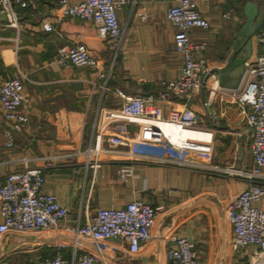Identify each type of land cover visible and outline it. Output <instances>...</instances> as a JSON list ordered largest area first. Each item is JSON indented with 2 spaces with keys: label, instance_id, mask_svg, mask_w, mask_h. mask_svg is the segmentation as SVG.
Returning <instances> with one entry per match:
<instances>
[{
  "label": "crops",
  "instance_id": "1",
  "mask_svg": "<svg viewBox=\"0 0 264 264\" xmlns=\"http://www.w3.org/2000/svg\"><path fill=\"white\" fill-rule=\"evenodd\" d=\"M119 1L117 18L123 36L118 50L109 46L91 21L56 13L57 0H35L26 8L16 5L17 26L0 29V77L20 75L29 96V119L14 132L13 146L6 145L4 133L10 127L0 115V184L7 172L41 167L45 174L43 190L55 194L68 208L66 221L70 223L84 220L90 186V170L86 171L82 159L72 154L88 146L98 109L117 107L124 96L164 92L162 80L178 76L182 66L175 50L176 27L166 16L174 0ZM196 1L211 25L193 27L189 34L195 43L206 42L195 54L205 57L216 70L246 29H242L246 20L252 23L263 10L264 0ZM45 20L52 23V30L42 28ZM263 23L264 19L240 49L243 61L257 54L255 34ZM79 42L100 60L103 77L96 76L91 66L49 64L60 46ZM217 85L219 89L206 88L189 99L183 93L166 90L161 102L167 114L188 100L199 121L212 130L213 157L208 165L188 166L109 152L101 155L90 210L121 207L136 198L157 208L152 239L136 252L128 249L125 239H113L106 246L111 264H162L166 256L162 236L171 233L192 241L199 264H245L242 253L229 248L232 226L224 207L251 180L224 168L254 166L248 107L233 101L231 89L221 87L218 76ZM124 163L131 164L134 173L121 180L117 170ZM257 205L264 208V195ZM73 249L70 239L47 228L0 232V264H42L44 256L52 253L61 254L71 264ZM81 251L78 249L77 255Z\"/></svg>",
  "mask_w": 264,
  "mask_h": 264
},
{
  "label": "built area",
  "instance_id": "2",
  "mask_svg": "<svg viewBox=\"0 0 264 264\" xmlns=\"http://www.w3.org/2000/svg\"><path fill=\"white\" fill-rule=\"evenodd\" d=\"M122 1V0H121ZM208 1V0H203ZM35 0H0V14L4 26H17L15 6L26 8ZM119 0H57L55 12L91 21L110 47L118 50L123 29L117 18ZM227 16V12L223 14ZM167 19L176 27L175 50L182 58L180 74L162 80L166 90L183 93L189 99L206 88L219 89L218 73L203 56L195 52L206 46L205 41H192L189 30L209 28L210 20L199 9L196 0H174L167 9ZM44 30H52L45 20ZM259 50L254 58L243 61L245 71L240 85L231 89L233 101L248 107L247 123L251 131L250 150L254 166H225V172L246 177L250 184L231 196L224 207V215L232 226L228 240L233 252H241L245 264H264V208L257 202L264 195V23L257 29ZM51 65L91 66L96 76L105 72L100 60L82 43L62 45L57 49ZM124 96L113 108L98 109L94 119V135L88 146L72 155L82 159L85 170H90V186L84 205L85 218L81 222H67L68 208L57 196L43 190L45 174L41 167H28L7 172L0 184V232H23L50 229L71 240V264H111L106 250L113 239L127 241L130 251L136 252L143 242L152 239L156 221V207L139 198L121 207L89 209V199L101 155L104 152L137 155L161 159L181 165L204 167L213 157V132L199 121L198 114L185 100L181 107L164 114L161 102L164 94ZM29 96L20 75L0 77V115L9 125L5 130L6 145L13 146L14 132L28 122L26 107ZM134 173L129 163L121 164L117 176L126 180ZM262 179L263 181H259ZM165 260L162 264H199L190 239L175 233L162 236ZM250 248L246 251L247 248ZM82 250L77 255V250ZM42 264H70L59 253L44 256Z\"/></svg>",
  "mask_w": 264,
  "mask_h": 264
},
{
  "label": "water",
  "instance_id": "3",
  "mask_svg": "<svg viewBox=\"0 0 264 264\" xmlns=\"http://www.w3.org/2000/svg\"><path fill=\"white\" fill-rule=\"evenodd\" d=\"M0 17L5 19L4 14H0ZM263 19L264 8L252 23H248L246 20V23L243 24L242 29L243 27H246V29L240 32L241 37L235 42L226 62L222 66L216 68L218 72V83L221 87L235 89L240 85L245 67L239 51L249 40L250 36L254 33L255 29L260 25Z\"/></svg>",
  "mask_w": 264,
  "mask_h": 264
},
{
  "label": "rangeland",
  "instance_id": "4",
  "mask_svg": "<svg viewBox=\"0 0 264 264\" xmlns=\"http://www.w3.org/2000/svg\"><path fill=\"white\" fill-rule=\"evenodd\" d=\"M19 249V248H18ZM18 249H16V250H18ZM18 252V251H17ZM15 256H17V255H15ZM15 256L13 257V258H15Z\"/></svg>",
  "mask_w": 264,
  "mask_h": 264
}]
</instances>
